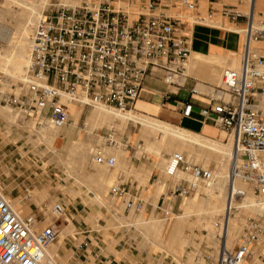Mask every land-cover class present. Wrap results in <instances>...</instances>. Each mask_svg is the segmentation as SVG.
<instances>
[{
	"label": "built area",
	"instance_id": "1",
	"mask_svg": "<svg viewBox=\"0 0 264 264\" xmlns=\"http://www.w3.org/2000/svg\"><path fill=\"white\" fill-rule=\"evenodd\" d=\"M198 3L199 0H77L70 5L50 0L33 26L23 93L7 94L5 103L19 114L33 117L39 126L43 121L62 126L68 123L70 104L130 111L145 78L155 74H161L168 87H181L191 55V36L181 18L173 17L164 8L193 13ZM220 6L223 18L243 22L241 65L238 70L221 72L219 85L209 92L211 105L202 109L200 116L211 117L232 137L236 152L227 178L230 192L236 180L249 185L262 212L245 223L232 250L224 246L219 249L216 264H264V57L248 50L251 41L263 39L264 20L255 22L253 0ZM243 6H247L246 13L241 11ZM191 93L197 91L192 89ZM103 143L107 147L116 145L111 131ZM91 157L94 163L107 168L115 165L114 158L106 157L101 146L92 150ZM163 172L172 179L178 172L192 178L177 180L169 192L179 198L192 195L201 182L212 177L209 170L189 165L177 155L168 159ZM109 195L123 200L127 211L138 212L144 204L140 193L130 195L120 185L113 186ZM235 198H242V193ZM163 204L161 194L158 208ZM50 215L59 220L65 216V207L54 204ZM36 223L34 216L20 218L0 194V264H41L46 249L57 239V231L53 224L37 230Z\"/></svg>",
	"mask_w": 264,
	"mask_h": 264
},
{
	"label": "rangeland",
	"instance_id": "2",
	"mask_svg": "<svg viewBox=\"0 0 264 264\" xmlns=\"http://www.w3.org/2000/svg\"><path fill=\"white\" fill-rule=\"evenodd\" d=\"M201 2L202 3L204 2V4H202ZM236 2L237 0H235V4L228 3L225 0H219V1L199 0L197 8L193 13L186 12L182 8H177L172 10L169 8H164V11H166L168 14L172 15L173 17L181 18V23L182 25H184L183 27H185L186 32H190L192 28L197 25V24L196 25L191 24L192 19L195 17L202 19L206 18L210 20L216 19L218 21H221L222 24L225 23L228 26L243 29L244 26L242 24H238L237 22H232L231 20L223 18L220 13L221 4L232 6V5H236ZM49 3L50 0H47V5ZM201 4L202 7L200 6ZM203 5L206 6L205 7L206 13L205 11H203ZM8 7H11L13 9L12 15L14 16V18L11 15L3 19H0V53L2 54L8 52L11 44L13 43V41H15V38L17 36L16 27H15L16 19L21 13V9L13 8L12 4L6 3V0H0V10L7 11L8 9H11ZM257 13H261L262 17L259 18L257 16ZM260 20H264V9L263 10L259 9L256 11L255 22ZM221 33L231 35L230 33L224 30H221ZM242 34L243 33H241V35L239 34L240 36L239 35H233V36L238 39L240 38L241 43H243L244 34L243 35ZM30 38H31V33L28 35L29 42H30ZM255 45L256 48H259L258 51L261 50L262 53L254 52V55L264 57V38L258 40ZM240 50H243L242 47L240 48ZM238 54L242 58V55L240 53ZM223 70L224 68H222L220 73L218 74V78H217L218 83L209 82L213 87L219 85L221 72ZM22 90H23V84L21 82L14 81L9 77L0 74V108L6 107L10 111L9 118L7 120L0 118V134H1L0 136L3 139L7 138L9 140L10 147H8L7 149L10 152H14L13 153L14 155L12 157L13 158L12 163L19 168V172L16 173L15 175V177H17L18 175L16 179V184L9 186L7 185L2 186L0 184V192L2 193V190L11 191L15 188V191L13 192L12 196H9V198L13 201L22 200L21 201L22 204L28 207L30 215L34 216L37 219V224L42 225L40 227H36L37 230H41L44 227L49 226L51 224L55 225V230L57 231V239L47 249L48 251L54 246L57 247V253L54 258L56 262L53 260L51 264H69L70 260H72V255H73L72 252H75V247L79 245V242L82 240V238H78L77 240H75L76 229L72 224L71 216H69L66 207L70 202H72L74 197L80 196L81 193L80 189H82V187L88 188L91 184L88 180H85L83 182L81 180L79 173H83L84 175H87L88 168L91 165L92 167L101 166L99 164L94 163L91 157L92 150L96 146H101L104 150L105 156L112 158L113 155L108 153V151L106 150L117 149L120 151L119 153L121 158L123 154L121 151L123 149V146L120 144L119 138H121L122 136H128V137L132 136L133 138H135V135L138 136L139 132L142 134L143 126L139 121L137 122L132 121L135 124L129 122L125 126L114 125L111 126V128H107L106 126H103L101 128H95L91 133H89L87 132V128L85 127V119L88 115H90V113L93 111L94 108L81 107L82 113L77 128H73L71 126V124H73V120L71 121L72 118L69 113V119L67 124L62 126L56 125V128H58V130L60 131L59 132L60 144L57 147V149H61V147H63L66 150L65 152H62V154L67 155V151L71 148L72 143H78L79 151L83 150L84 154L86 155V161L84 163H81L79 160L71 161L69 159L70 160L69 168L74 175L73 177L72 175L64 173L61 167H58L56 164L52 162L51 163L49 162L50 153L45 154L46 148L44 145L38 144L37 146H35L31 143V141H35V142L37 141L36 133H38L41 130L42 123L45 125H49L50 122L43 121L40 123L39 126L36 124V121L34 120L33 117H25L19 114L17 110H13L5 103L4 98L7 94L19 95L23 93ZM74 106L75 104H70L69 111H71L72 107ZM124 113L125 112H121V114ZM137 117L142 119L143 116L137 115ZM217 129H218L217 139H213V141L220 142L223 145H228V143L233 144L232 137L228 132H226L220 127H217ZM4 131H6V134L3 133ZM109 131L115 134L113 135L114 140L116 142V145L114 147H107L103 143L104 137L106 135L104 136L102 134L103 133L108 134ZM151 137H152L150 139L151 143L145 142L143 137H141V139H137L136 137L135 141L131 139L130 141L131 143L127 150L129 151V155L132 154L134 157H136L138 164L143 162L144 160L150 161L151 167L152 169L155 170L156 173L151 176V179L149 181L148 178H145L144 180H140L139 178L136 177L135 180L137 181V185L144 189V193L146 194V196L150 198L149 202L153 206V208L156 207V202L160 197V195L164 194V204L161 207V211L160 212L157 211L159 212V214L155 217L154 216L146 217L144 216V210H143L140 212V218L135 222L132 220V215H133L132 210L128 215L124 216L122 212L125 206L121 205L120 206L121 208H119L118 210L115 209L114 206L116 205L117 202L110 197L109 191L113 186L118 184L116 181V176L120 171L119 169L120 158H119V161L116 160L115 165L112 168L114 174L110 182L107 184L105 192L102 194H95V197H97V199L92 201V203H94L98 207H106L108 210L114 209V211L116 210L115 213L117 217H115L116 219L114 220V223L108 222L106 227L103 228L102 227L103 224L101 223L98 224L97 221L104 220V217L98 214L94 217V224L92 225L93 228L98 231L100 230L107 231L111 229L114 233H117L118 231H122V230L127 231L129 233L130 230H132L131 228L142 230L143 232L142 237L144 239L143 241L146 240L148 241L152 237H154L153 240H155L156 244L154 242L151 243V245L152 246L157 245V246H155V248L152 249L153 251L152 253L154 255H161L164 258V264H216V261L219 256V249L224 245V240H223L224 238L222 237L220 227L217 224V222H219L222 219L221 212H216V214L212 213L216 221L214 222L215 223L214 225L212 224L213 222H211L210 219L212 214H210L208 211L206 212V210H209L210 204L216 202L214 198L212 199L213 197L212 193L210 191L204 190L202 187L205 185V183L201 182L198 185L197 191L190 196L184 198L170 196L169 192L173 190L177 180L183 179L184 181H190L191 177L189 176V174L177 173V178L172 179L166 177L165 173L163 172V170H165V166L167 165L166 163L168 159L174 155H177V156H182L183 160L187 164L198 166L205 170H209L211 174H213L216 171V164L214 157L211 156V154H209L207 151H202L199 148V146L191 145L189 143H184V144L174 143V146L173 144L172 145L168 144L165 142L164 140L165 135L162 133H157V134L151 133ZM165 148L171 151L167 152ZM88 164L89 166L88 168H86ZM102 166L105 167L104 170H106V172L109 171V168H107L106 165H102ZM178 174L180 175V177L178 176ZM185 178L187 179L185 180ZM47 185L50 186V191L48 194L49 197L41 205H37V203L33 201V193L37 189L40 190L43 187H47ZM246 187L250 191V195H251L252 189L247 185ZM72 189L77 190V192L73 193L71 191ZM229 189L230 188L228 184V186H226V190L224 193L225 195H227ZM28 193H31V195L29 194V198L27 197ZM101 198H104L105 200L103 199L100 200ZM192 200L196 201L200 207V209L197 211L199 213V216L197 215L198 213L186 215L184 219L186 225L184 230L182 231V236L186 239V243L184 244L183 248L180 249V254H178L179 258H176L175 256H173V254L172 255L171 253L169 254L167 251L164 250V248H161L158 245L159 243H162V241L159 239V233L157 232V229L160 223L161 225L163 224L164 243H166L168 240V235L172 223L174 222L176 217L182 214L181 205H188ZM219 201L220 200H217L218 204ZM241 202H242L241 198L236 199L237 204H240ZM56 203H60L65 207V216L55 221L54 219L51 218L50 210L51 207ZM219 207L220 204L218 205V209ZM200 211L202 212L200 213ZM204 211L206 212V215ZM231 214L232 217L235 218V220L237 221L236 223L241 224L239 222L242 220L241 221L242 230L245 223L249 219L258 218L260 215V214H251L248 211L246 214V210L243 208L239 210L232 209ZM27 217L28 215L24 218ZM152 217L157 218L156 221L152 220ZM162 218H164V220L161 221L160 219ZM47 219L48 222L46 224H42ZM66 228L67 231H65ZM241 233L238 235L236 239L239 238ZM220 236L223 239H221ZM235 241L232 247H234ZM116 242L117 241H114L113 244H115ZM232 249L233 248H231V250Z\"/></svg>",
	"mask_w": 264,
	"mask_h": 264
},
{
	"label": "crops",
	"instance_id": "3",
	"mask_svg": "<svg viewBox=\"0 0 264 264\" xmlns=\"http://www.w3.org/2000/svg\"><path fill=\"white\" fill-rule=\"evenodd\" d=\"M238 24L243 25V22H238ZM220 33L219 29H212L201 25L194 26L190 31L191 53L207 57L210 55L223 56L225 52L231 51L242 55L243 50H240L238 38H235L233 35ZM209 82H212L209 70L203 65L197 68L191 76L183 78L181 87L179 88H171L165 85L161 74L149 76L143 82L139 97L131 109L132 111L126 112L158 120L209 140L217 139L218 126L214 124L213 119L211 117L203 118L200 116V111L211 105L209 98L210 91L208 90L214 87ZM199 86L201 88H198ZM192 89L196 90L197 93L192 94ZM69 113L71 115L72 111H69ZM129 122L121 124L117 120H113L105 123L103 126L107 128H111L114 125L125 126ZM132 123L135 124L134 122ZM85 127L88 128L86 126V119ZM3 133L6 134V131ZM106 134L103 133L102 135L105 136ZM136 137L137 139L143 137L145 142L151 143V134H144V132L142 134L139 132V135H135V138L132 136H122L119 138L120 144L123 146L121 150L123 154L120 158V171L116 176L117 185L123 186L130 195L140 193L144 200L142 209L138 212H133L132 220L135 222L140 218V212L143 210L146 217H155L161 211V208H158L160 197L156 202V207L153 208L149 202L150 198L146 196L144 189L138 186L135 180L136 177L140 180L148 178L149 181L151 176L156 173L152 169L149 160H144L138 164L136 157L132 154L129 155L127 149L131 143L130 141L131 139L135 141ZM8 147H10L9 140L7 138L3 139L0 136V184L2 186L15 185L18 177V175L17 177L15 175L19 172V168L12 163L14 152L8 151ZM106 151L111 155L119 152L117 149H107ZM88 166L89 164L86 168ZM90 167L88 168L87 175L79 173L81 180L83 182L88 180L91 183L90 186L88 188L82 187L80 189V196L74 197L72 202L66 207L69 216H71L72 224L76 229L75 240L82 238L79 245L75 247V252H72V260H70L69 264H164V258L161 255H154L152 253V249L157 246L151 245L153 241L155 242L153 240L154 237L148 241H143L142 230L131 228L132 230L129 233L124 230L114 233L111 229L98 231L93 228L92 225L94 224V217L96 215L100 214L104 217V220L97 221L98 224H103V228L106 227L108 222L114 223L117 215L114 209L108 210L106 207H98L92 203L93 200L97 199L95 198V194L105 192L114 171L112 168H109V171L106 172L104 170L105 167L102 165L93 167L91 165ZM14 191L15 188L11 191L2 190V193L4 196L9 197L12 196ZM71 191L73 193L77 192L75 189ZM115 201L118 203L114 206L115 209L118 210L121 208V205L124 206L123 200L116 199ZM129 213L130 211H127L124 207L122 214L125 216ZM154 217H152V220L156 221L157 218ZM160 220L162 221L164 218ZM157 232L159 233V239L164 242L163 224H159ZM114 241L117 242L113 244Z\"/></svg>",
	"mask_w": 264,
	"mask_h": 264
},
{
	"label": "bare ground",
	"instance_id": "4",
	"mask_svg": "<svg viewBox=\"0 0 264 264\" xmlns=\"http://www.w3.org/2000/svg\"><path fill=\"white\" fill-rule=\"evenodd\" d=\"M61 1L64 3L70 4V5H75L77 3V0H61ZM225 1L228 3L235 4V0H225ZM6 3L12 4L13 8L21 9V13L16 19L15 27H16L17 36L15 38V41H13L11 46L9 44L10 49L8 50V52L4 54L0 53V74H3L13 79L14 81H19L22 84H24V73L28 66L29 52H30L29 50L30 42L28 39V35L30 33L32 34L33 26L36 20L41 16L42 12L47 7V0H6ZM202 4H204V2ZM202 4L200 5L201 7H202ZM253 4H254V18H255L256 11L259 9L260 10L264 9L263 8L264 0H253ZM205 7L206 6L203 5V11H205L206 13ZM8 8H11V7H8ZM241 11L243 13H246L247 6H243L241 8ZM12 12H13L12 8L8 9L7 11L0 10V19L11 16ZM192 23H194L195 25L197 24L198 26L201 25V26H205L208 28H212V29H220V31L224 30L230 33L231 35H239V34L241 35V33L244 34V29L231 27V26L226 25L225 23L222 24L221 21H218L216 19L210 20L206 18L202 19V18L195 17L192 19ZM253 27H255V24ZM263 38H264V34H263ZM238 43H239L240 48L242 47L243 49L244 40H243V43H241V40L239 38ZM255 44H256L255 41H251L249 43V48H248L249 53H254V52L262 53L261 50L258 51L259 48H256ZM241 59L242 58L241 56H239L238 53H234L231 51L225 52L223 56L210 55L207 57L192 52L186 64V67H185V76H191L194 73V71H196L197 68L203 65L209 70L211 81L217 82L218 74L220 73L222 68L238 70L241 65ZM198 88H201V87L199 86ZM93 108H94L93 111L86 118V126L88 127L87 132L89 133H91L95 128H101L105 123H109L112 120H117L121 124L127 123L129 121H134V122L139 121L143 126L144 134L162 133L165 135L164 140L168 144H171V145L173 144L174 146V143H181V144L189 143L191 145L199 146V148L202 151H207L209 154H211V156L214 157L215 164H216V171L213 174H211L212 175L211 179L208 182H205V185L202 188L204 190L210 191L213 195L212 199L214 198V200L216 201L210 204V208L209 210H206V212L208 211L210 214L212 213L216 214V212H221L222 214V219L219 222H217V224L220 227L221 235L224 238L223 246L225 247L226 250H231V248H233L232 246L234 244V241L237 240L236 238L242 231V222H241L242 220L240 219L241 217L239 218L241 220L239 223L241 224L236 223L237 221L235 220V218L232 217V214H231L232 209L239 210L243 208L246 210V214H247V211L251 214H261L262 212L261 203L254 196H252V193L250 195V191L246 187L247 184H244L242 181H239V180L234 181L232 183L233 192L231 193L229 189V192L227 193V195L224 194L226 190V186H228V184L230 185L227 178H228L229 169L231 165V159L235 157L236 149H235L234 144L228 143V145H223L220 142H216L213 140L203 138L187 130L174 127L172 125L160 122L158 120L150 119L148 117H142V119H140L137 117L136 114L132 112L125 111L124 114H121V112L114 111L104 106H95ZM71 111H72V114L70 116L73 120L72 126L73 128H77L78 122H79V119L82 113V108L80 106L75 105L74 107H72ZM9 114H10V111L8 108L6 107L0 108V118L7 120L9 118ZM59 132L60 131L58 130V128H56V125L52 123H49V125H45L42 123L41 130L38 133H36L37 141L36 142L31 141V143L35 146H37L38 144L44 145L46 148V150L44 149L45 154L50 153L49 162L56 164L58 167H61L63 169L64 173L72 175L74 177L73 173L71 172L69 168L70 160L71 161L79 160L81 163H84L86 161V155L84 154L83 150L79 151L78 143H72L71 148L67 151V155L66 154L63 155L62 152H65L66 149H64L63 147H61V149H57V147L60 144ZM166 151L170 152L171 150L166 149ZM119 152L113 154V158L115 161L116 160L119 161V158H120ZM263 159H264V156L262 158V164L264 167ZM178 176L180 177L179 174ZM186 179L187 178H185V180ZM49 191H50V186L48 185L47 187H43L40 190L37 189L33 193V201H35L37 205H41L45 200L48 199ZM238 193H242V198H241L242 202L240 204L236 203V198H235V195ZM0 194L3 196V193H0ZM29 194L31 195V193ZM3 197L9 203L10 207L14 211L17 212L20 218L23 219L27 215L29 217L30 213H29L28 207L22 204L21 202L22 200L13 201L7 196L6 197L3 196ZM102 199L105 200L104 198H101L100 200ZM217 200H220L219 209H218L219 204ZM199 209H200L199 205L194 200H192L190 204L188 205H181L182 214L176 217L174 222L172 223L167 242L166 243L162 242V243H159L158 245L161 248H164V250L167 251L169 254L171 253V255L173 254V256H175L176 258H179L178 254H180V249H182L184 244L186 243V239L182 236V231L184 230L185 225H186L184 219L186 215L194 214V213L197 214L198 213L197 211ZM201 212L202 211H200V213ZM206 212H205V215H206ZM213 214L211 215V217L210 216L208 217H210L211 222H213L212 224L214 225L215 224L214 222L216 221L214 219ZM197 215L199 216V213ZM47 222H48V219L42 224H46ZM40 226L42 225H39L36 223L35 228L40 227ZM65 231H67V228ZM47 249L45 251V255H44V258L41 264H51V262H53L56 256V253H57L56 246L52 247L48 251Z\"/></svg>",
	"mask_w": 264,
	"mask_h": 264
}]
</instances>
